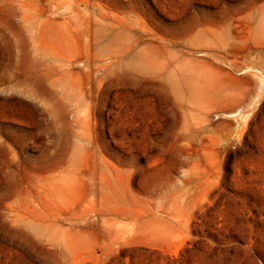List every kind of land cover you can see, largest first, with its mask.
<instances>
[{"label": "rangeland", "instance_id": "1", "mask_svg": "<svg viewBox=\"0 0 264 264\" xmlns=\"http://www.w3.org/2000/svg\"><path fill=\"white\" fill-rule=\"evenodd\" d=\"M0 264H264V0H0Z\"/></svg>", "mask_w": 264, "mask_h": 264}]
</instances>
